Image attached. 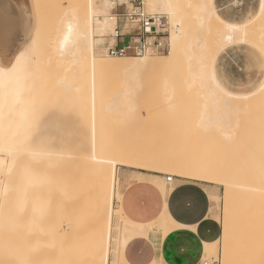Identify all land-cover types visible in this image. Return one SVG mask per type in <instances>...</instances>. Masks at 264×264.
<instances>
[{
	"label": "rangeland",
	"instance_id": "1",
	"mask_svg": "<svg viewBox=\"0 0 264 264\" xmlns=\"http://www.w3.org/2000/svg\"><path fill=\"white\" fill-rule=\"evenodd\" d=\"M29 1L30 3L34 2L33 5L35 8L34 10L32 8V10L37 13L36 18L38 20V25L36 27L37 35H35L34 38L41 56L44 57L49 54V43L55 35L58 20L61 17L63 10L71 6L73 0ZM215 1L216 4L214 3ZM218 1L207 0L209 9L213 10L216 8L218 6ZM247 2V11L245 15L246 17H244L245 20L243 27H241L236 33L232 32L227 24L229 23L228 9H225V7L222 8V11L220 10L221 7H217L219 8V11L215 16L213 15L214 17L211 21L210 28L200 34L202 46H198L194 49V54L192 53L193 57L190 56V58L192 57V60L183 56V53L177 55L174 60L170 61V58L175 53V44H173L174 41L170 37L172 46L174 45L171 50V57L168 56L169 58H167L161 57L165 55H155V61L158 65L149 68V70H147V68L144 69V67L131 65L132 61L128 59H113V64L101 67L97 70V73L93 78L94 81L88 74L89 69L86 68L84 70V77H81L80 79L75 78L80 84L78 87L74 88L72 93L66 91L64 87L56 86L54 82L50 80V83L52 84L49 88L52 96L49 97L47 94L43 95L44 98L49 99H42L43 104L37 111V124L35 127L36 129L34 128V134L41 141L36 144V148L54 154V156L51 155L50 157L51 162L46 164L49 178L52 179V183L55 182V186L53 185L54 183L52 184V189H54V191H49V184L51 182L48 181L49 178L47 182L45 181L46 184L43 183L48 185L47 195L52 194L50 198L52 197L55 199V204H57L58 201V207L61 205L60 208L62 210L66 209L63 211L65 219H61L62 223L66 222V218L68 221H70V219L74 221L79 218L81 219L82 217H80V214L78 217L75 213L78 214L82 211L84 215L86 209L88 212H85V215L87 213L86 217H84L86 222L82 220L84 224L81 227H87L88 223L94 222V226L97 225L96 227H99L100 231H103L102 226L106 227L105 229L107 231L109 230V234L105 233L106 236L108 235V239L107 237L105 238L109 241L107 245L108 249L106 251L108 253L106 254L108 255L107 264H110L111 262V264H125L123 260L124 258H120L121 256L119 255V252L122 254L126 243L135 237L136 234L139 235V228L147 226L150 223H153V221L146 224H136L129 221L124 216L123 212L119 218L115 216L113 209H116L115 207L119 206L121 194L119 200L117 197L115 198V196L111 199V220L110 222L107 221L105 214L107 211L103 213L100 207L104 204L103 202L100 205L102 202V196L99 197V193L101 192L99 190L98 193L95 191L96 187L98 188L99 185L101 188L102 183L101 179H98L99 176L97 173V176L95 177L96 174L94 170L97 168L96 171L98 172V167L94 165V168V162L91 163L92 160H90V158L93 154L110 159L129 158L131 161L134 160L133 162L135 163L138 162L145 164L146 167L144 168L146 170L171 175L173 177H180V174H196L209 177L212 181L205 182V184L212 187L209 192L212 203L211 217L216 221L219 227V237L217 240L205 243L206 246L202 251L200 264L203 262L212 264L214 261L217 262V264H222V242L225 231L224 225L226 222L229 223L230 226V232H228L227 235L229 237L228 239L230 242L233 241L234 244L235 236L237 234L236 228L241 222L240 218L242 217L243 205L245 202L240 201L241 198L239 197L240 194L237 188H233V191H235L233 200L231 201V199H229L226 201V187L224 184L232 182L238 184L260 185L264 180V42L261 40L262 38H258L260 37V33L264 34V21L261 19L264 16V5H262L263 3L259 0H247ZM33 5L31 6L33 7ZM200 5V0H185L183 3L186 11L185 19L194 18V10L197 11V7ZM14 16L16 19L17 16ZM17 20L18 18L16 21ZM231 34L234 35L232 36ZM197 35L199 34L196 32L191 34L193 37ZM230 36L231 38H229ZM225 38L227 41H225ZM183 39L182 45L185 46V42L187 43L188 39ZM234 39L236 40L234 41ZM22 40L23 32L18 20L14 41L9 46L8 50L3 51L0 49V55L7 57L20 43H22ZM228 41L232 42V44H229ZM231 48L235 49L231 50ZM95 55L99 58L106 59L101 50L96 51ZM150 58L154 57H149V59ZM137 60L138 62H142L140 59ZM188 61L190 62L188 63ZM128 63H130V65ZM126 64L127 66H125ZM188 64L189 67L187 66ZM118 65H121L120 68ZM221 70H223L225 74L227 72V75L230 77L227 78V75H225L226 77L223 78L225 81L222 79L223 83H226V88L224 89L228 91V97L224 94L226 90L223 92L222 89H219L218 91L217 87L216 89L213 88L215 91L211 90V92H217L215 96L209 92L210 90L208 91L209 84L207 83L211 80V74H214V77L217 78L219 77V72ZM192 72L195 74L193 73V77L191 74L190 77L189 74ZM56 73H59V71H56ZM121 75L122 77H120ZM194 75H196V77ZM117 77L118 79L115 80ZM257 77L263 78L261 79L263 80V83L261 80L259 81ZM192 78H194V80ZM227 79H229V82ZM91 80L95 82L94 87H91L93 86ZM116 81L118 83L117 85ZM211 82L212 81H210V83ZM248 83H251V87H247L246 84ZM119 84H121V87ZM108 85H111L109 87L113 86L112 91L107 87ZM239 88H241L240 91ZM92 89L94 92L93 99L90 95ZM229 89L233 90L234 93L236 91V93L233 95L232 92L231 95ZM213 96L219 98L218 100L214 98V101L217 102H212ZM224 96L227 98L226 101L223 99ZM213 105H217L218 108H214ZM204 116L206 120L207 117H211L215 122L211 123L207 128H204V125H202V122H206ZM123 145L127 146L126 150L131 154H126L123 149H121ZM138 148L141 149V151H138ZM93 150L95 151L93 152ZM58 154H61L62 156ZM64 155L68 156L66 157ZM139 159L141 161H139ZM63 160L66 161V164ZM148 166L157 169L151 170ZM135 169V167L117 165V175L121 180V187L125 184L124 182L122 183V178L125 176V173L129 170ZM139 176L140 174L135 178ZM141 178L144 180L146 179V176L142 175ZM180 178L187 179L184 177ZM95 180L97 181V184L95 183L97 186L94 184V182H96ZM84 183H87V185ZM81 184L84 185L82 186ZM52 185L50 184V187ZM114 185L115 183L113 182L112 186ZM164 185H166L165 182L159 184V187L165 188ZM42 188L45 187L42 185ZM60 188L66 192L68 191L67 194H64L66 196L62 194L65 191H62ZM88 190L90 191V194H88ZM40 192L39 194L37 193V196L40 195ZM52 192H55V194L58 193L63 198L59 195L54 196ZM95 193H97L96 196L98 195L97 200L100 201L99 204H97L98 201L96 200L95 195L90 197V195ZM8 195L10 196L8 197L5 195L7 200L4 199V201H2V206H4L3 212H1L2 210L0 211V219L2 218V224L0 223V229H2L0 231H3L0 235L2 237L4 236L3 238L0 236V242H4V245L6 246L3 247H6L4 250L7 251V255H5L4 251V254L2 252V256H5L4 259H7V257L11 258L10 254L12 253L11 255L12 257L14 256L13 258L15 260L11 258L9 264H18L20 252L17 250H19L18 247L19 244H21L19 242L22 241L21 236L23 237V232L21 231L22 234L20 235V233H18L20 229L19 231L15 230L17 228L14 226V231H16L14 234H17L15 237L12 233V236L9 235L10 231L8 230L14 228L13 225L10 226V223L13 224L11 222L12 219L15 224L18 225H16L18 228L20 225L24 227L23 223L21 224L22 221L20 219H25L23 216L26 214H21L22 217L18 214L19 208H17V204L19 203H17V201L19 199L15 198L12 191H10ZM43 195L42 197L40 195L38 199L43 198ZM52 198L51 201L54 202ZM76 198H79L80 200H77ZM235 198H237V200ZM73 200H75L74 202L76 203H74ZM36 201L37 200L34 202ZM42 201L44 202L46 199H42L41 204L43 203ZM68 201L69 203H67ZM71 201L73 202L72 204ZM95 201L97 202L95 203ZM3 202L5 203L3 204ZM47 202H49V199ZM65 202L67 203V206H70L73 209L72 213L73 215H76L75 219L74 217H68L71 214L72 209L70 207V209L66 208L67 206L65 205ZM8 203H10V205ZM86 203H88V205ZM44 204L46 205L47 203H43L42 205L44 206ZM49 204L50 207L53 206L56 209L57 205H51V202L44 208L48 209ZM14 206L17 208V211ZM12 207L15 209H12ZM38 207L36 206V208ZM59 209L57 210L60 211ZM12 210H14V212ZM43 210L41 209V216L44 214L42 213ZM65 211L67 217L64 214ZM96 211H99V215ZM38 212H40V210H38ZM12 213L14 215H12ZM30 213L32 212L30 211ZM28 214L29 213H27V215ZM100 215H104V221L110 224L104 225L106 222L103 223V219L101 220L98 218ZM38 216H40V213H38ZM45 216L46 214H44L43 217ZM55 216H57V214H55ZM59 216L61 217V215ZM57 218L58 217H56V219ZM96 219H99L100 225ZM118 219L121 220L119 221ZM6 220L7 222H5ZM8 221H10V223ZM49 222L51 224H58L57 221L51 222V220H49ZM38 223L40 224V222ZM46 223H48V221L45 222V225ZM121 224H123L122 227ZM52 226L49 224V230ZM108 226H110V228ZM102 231L100 233L101 235L105 232ZM118 236L120 237L118 238ZM19 237L21 241H19ZM46 237L48 238V235ZM47 238H44V240L46 239L47 242H49L50 239ZM102 238H104L103 235ZM113 239L116 240L113 241ZM8 247L10 249H8ZM205 249L207 250L205 251ZM245 252L242 253L245 254ZM118 257L122 259L123 262L118 259ZM11 260H13V262Z\"/></svg>",
	"mask_w": 264,
	"mask_h": 264
},
{
	"label": "bare ground",
	"instance_id": "2",
	"mask_svg": "<svg viewBox=\"0 0 264 264\" xmlns=\"http://www.w3.org/2000/svg\"><path fill=\"white\" fill-rule=\"evenodd\" d=\"M184 1L185 0H145V7L148 11L163 13L166 15L168 19V23L170 25L169 33H170L171 39L174 41L173 44H175V47L174 45L172 46V42L170 39V51L167 55L161 56V57L169 58L168 56H170L171 54L172 47H174L175 53L172 57L170 56L171 57L170 61L174 60V58L177 55H181L183 53H184L183 56H186V58L192 60L194 49L198 46H202L200 34L204 33L206 30L210 28L213 17L219 11L218 10L219 8L217 7H221L220 10H222V8H225V7H226L225 9H228L229 23L227 24L231 28L232 32L236 33L241 29V27H243L244 20H245L244 17H246L245 15L247 11V7H246V4L248 3L247 0H219V1L217 0L218 6L214 8L213 10L209 9L207 0H200L201 5L197 7L198 8L197 11L194 10L193 15L195 16L192 19L190 18L185 19L186 11L183 6ZM259 1L263 3L262 5H264V0H259ZM214 3L216 4V1ZM33 4L34 2L30 3L29 0H0V49L3 51L8 50L9 46L14 41L15 34L17 32V21L18 20L22 28L23 40H24V41L22 40V43L19 42L20 44L7 57L0 55V65H3V66H10L12 64H16L17 63L16 57H21L17 65L16 71L10 72V74L4 78L2 83H0V207H1L0 211L2 210L1 212H3L4 206H2V201L6 199L5 195L9 197L10 195H8V193L12 191L15 198L19 199L18 201H20L18 202L16 199L17 203H19L17 204V208H19L18 214H20L21 217H22L21 214H24V215L26 214L25 216H23L25 217V219L24 218L20 219L22 221L21 224L23 223L24 227L20 225L19 228L17 227L18 225L15 224L14 220L12 219L13 220L12 221L8 217L13 223L11 224L10 221H8L10 223V226L13 225V227L15 226L17 228V229H15V227L10 228L11 230H8L10 231L9 235L12 236L13 234L16 237L17 234H14V232H16L14 231V229L18 231L20 229V231L18 232L20 233V235L23 232L22 234L23 237L21 236L22 241L19 237V241H21L19 243L21 244H19V247H18L19 250H17L20 252L19 259H18L19 263L16 262L18 264H107L108 255L106 254L108 253L106 251L108 249L107 245L109 241L107 240L108 235L106 236L105 233H108L109 230L107 231L105 229L106 227L102 226L103 231L101 230L102 232L105 231L104 234H102L104 238H102V235L100 234L101 233L100 228L96 227L97 225L94 226V222L93 223L87 222L88 223L87 227H81L84 224L82 220H84V217H86L88 213L86 209H85V212H87L86 215H85V212L83 215L82 211L81 213H78V214L75 213L76 215H78V217L80 214V217H82L81 219L77 218L78 220H75V221L70 219V221H68L66 218L65 220L66 222H63V223L61 222V219L63 220L65 219L63 215V211L66 209L62 207L64 209L62 210L60 208L61 205L60 207H58L59 206L58 201H57V204H55L56 203L55 199L52 197L51 198L52 200H54V202L51 201L50 196L52 194L49 193L50 195H47L48 185H45L49 178V175L46 169V164L51 162L50 157L51 155L54 156V154H51L50 152H46V151H41L36 148V144L41 141L35 136L34 128L36 127V124H37L36 123L37 111L39 110L40 106L43 104L42 99H49V98H44L43 95L47 94L49 95V97L52 96V93L49 88V86H51L52 84L50 83V80H52L56 86L64 87L66 91H68L69 93H72L74 88L78 87L80 84V82L76 80L75 78L80 79L81 77H84V70L86 68L89 69L88 74L89 76H91V79L94 81L93 78L99 68L111 65L114 63L113 59H117V58L109 59L111 57H108L105 53V50L109 43L108 36L112 33L113 28H114V18L111 14L113 5H112L111 0H73V4L63 10L61 17L58 20V25L56 28L55 35L51 39V42L49 43V49H48L49 54L47 56L42 57L40 54V50L37 47L36 40L34 38V36L37 35L36 27L38 25V20L36 18L37 13L33 11L35 8ZM31 5H33V7ZM14 15L17 16L18 18L17 21H16L17 18L15 19ZM261 19H263L264 21V16ZM194 32L198 33L199 35L195 37L191 36V34ZM259 36L260 37L258 38L259 39L262 38L261 40H263L264 42V37H263L264 34L260 33ZM183 38L188 39L187 43L185 42L186 44L185 46L182 45L183 43L182 40H184ZM229 38H231V36ZM235 40L236 39H234V41ZM225 41H227V39ZM228 43L232 44V42L230 41H228ZM234 49L231 48V50H234ZM98 50H101L103 56H105L106 59L99 58L98 56L95 55V52ZM190 56L192 57L190 58ZM149 57H154V58L149 59ZM126 59L132 61L131 65L138 66V67H144V69L147 68V70H149V68L151 67H156L158 65V63L155 61L154 55L145 56L142 58L126 57V58H119L117 60H126ZM137 59H140V61L142 62H138ZM234 60H235V57H234ZM189 62L190 61H188V63ZM128 64L130 65V63ZM121 65H118L119 68ZM125 66H127V64ZM187 66L189 67V64ZM116 70L118 72L117 68ZM56 71H59V73H56ZM193 73L194 72L189 74L190 77H191V74L193 77ZM219 73H220L219 77L217 78L214 77V74H211L210 81L212 82L210 83V81H208L209 83H207L209 84V88H208V91L210 90L209 92H211V90L215 91L214 89H216V87L218 88L217 89L218 91L219 89L220 90L222 89L223 92L224 90H226L224 89L226 88L225 87L226 83L225 84L223 83V80H224L223 78L226 77L225 75H227V72L225 74L224 71L221 70ZM194 76L196 77V75ZM120 77H122V75ZM227 78H230L229 75H227ZM116 79H118V77L115 78V80ZM192 79L194 80V78ZM257 79H259L260 81L263 78L257 77ZM93 81L91 82L93 85L91 87L95 86L94 85L95 82ZM227 81L229 82V79H227ZM262 81L263 80H261V82ZM117 84L118 83L116 81V85ZM119 85L121 87V84ZM246 85L247 87L248 86L251 87V83H248ZM109 86L111 85H108L107 87L110 88L112 91L113 86L112 87H109ZM93 89L90 93V95L92 96V99L94 95ZM229 90H230V94L232 92H233V95L236 93V91L234 93L233 90L231 89ZM240 90L241 88H239V91ZM213 91L211 93L212 95L215 96L217 92L214 93ZM224 94L225 96L228 97L227 90L224 92ZM214 96H213L212 102H217V101H214V98H216L217 100L219 98L214 97ZM225 96L223 97V99L226 101L227 98H225ZM215 107L216 109L218 108L217 105L214 106V108ZM204 119H205V116H204ZM213 122H215V120H213L211 117L209 118L207 117L206 122L204 123L202 122V125H204V128H207ZM93 142H96V141H93ZM123 146L121 149H123V151L126 154H131L130 152L126 150L127 146L125 145ZM137 150L141 151V149L139 148ZM94 151L95 150H93V152ZM58 155H61V154H58ZM64 156L67 157L68 155H64ZM85 158L88 159L87 157ZM90 160H92L91 163L94 162L93 167L94 165L98 167V172L96 171L97 168L95 167H94L95 168L94 171H95V174L96 173L98 174L99 176L98 179L99 178L101 179L102 186L100 188V185H99L98 186L99 189L96 187L95 191L97 193L99 191L101 192L99 193L100 194L99 197L102 196L101 197L102 202L100 203V201L97 200L98 199L97 198L98 195L96 196L97 193L90 195V197H93L95 195V198L98 201V202L95 201V203L97 202V204L100 203L101 205L104 202V204L100 207L103 213L107 211L105 213L106 219L107 221L110 222L111 220L110 212L112 211V207H111L112 200L111 199L115 196V198L117 197V199L119 200L121 189H122L121 180L119 179L117 175V165H122L125 167H135L136 169H145L144 167H146V165L143 163H138V162L135 163L133 162L134 161L133 159H132L133 161H131L129 158L110 159L107 157H101V156H97L94 154L90 158ZM139 161L141 160L139 159ZM64 162L66 164V161ZM38 163H41V164H38ZM148 167L151 170L157 169L152 166H148ZM97 174L95 175V177L97 176ZM180 175L187 176L188 178L197 179V180L204 181V182L212 181L209 177L207 176L205 177L202 175H196V174H180ZM141 177H142V174H140V176L135 179L137 181H142L143 179ZM79 179H80V176H79ZM51 180L52 179L49 178L48 181H51ZM113 182L115 183L114 185L115 187L112 186ZM53 183L52 181L50 182L51 185L53 184L55 186V182ZM95 183L97 184V181L94 182V184ZM130 183H132V181L126 182L127 185H129ZM50 184H49V188H50L49 191H52V190L54 191V189H52L53 185L50 187ZM42 185L45 188H42ZM85 185H87V183ZM224 186L226 187V197H225L226 201H228L229 199H231V201L233 200L235 196L234 195L235 191H233V188H237L240 194L239 197L241 198L240 201L245 202V203L243 205L242 217L240 218L241 222L238 224L236 228L237 234L235 236L234 244H233V241L230 242V240L228 239L229 237L227 236L228 232H230L229 223L226 222V224L224 225L225 231H224V235H223L224 237H223V242H222V254H223L222 264H264V180L260 183V185H251V184L249 185V184H238V183H232V182L228 183L227 182L224 184ZM84 187H87V186H84ZM162 188L163 187H160L159 190L161 189L162 194L165 196L166 190H163L165 188L163 189ZM62 191H65V190H62ZM39 192H40L41 197L43 194L46 193L45 195H43V198H40L41 200L46 199V201L44 202L42 201L43 203H47L46 205H48V203L51 202V205L55 204V206L57 205L58 208L56 207L55 209L53 206L50 207V204L48 206V209L44 208L46 207V205L44 204L43 206L42 205L43 203L41 204V200L38 199L40 195L37 196V193L39 194ZM65 192L62 194L64 195L68 193V191L66 193ZM53 194L54 196L59 195L58 193L55 194V192ZM88 194H90V191ZM34 199L37 201L34 202L35 201ZM48 199H49V202H47ZM235 199L237 200V198ZM77 200H80V199L78 198ZM74 201L75 200H73V202ZM73 202L71 201V204ZM4 203L5 202H3V204ZM67 203H69V201ZM67 203L65 202L66 206H67ZM8 204L10 205V203ZM71 204H68V205H71ZM86 204L88 205V203ZM41 205L43 208L41 207ZM36 206L39 209L36 208ZM14 207H12V209L16 208ZM40 207L42 210L46 209L42 211V213L46 214L45 217H43L44 214L43 216H41ZM69 207L70 206H67L66 208H69ZM17 208H16V211H17ZM29 208L32 213H30ZM115 208L116 209H113L114 214L115 216L119 218L123 212L122 208L120 204L118 207H115ZM37 209L40 210V212H38ZM57 209H59L60 211H58ZM12 211L14 212V210ZM72 212H73V209L71 211L72 216L70 214L68 217H72V218L74 217L75 219L76 215H73ZM27 213H29L30 215L29 214L27 215ZM38 213H40V216L42 219L40 218V216H38ZM68 213H69V210H68ZM96 213H98L99 215V211H96ZM55 214H57V216H55ZM58 214L61 215V217ZM64 214L67 217L66 211L64 212ZM12 215L14 214L12 213ZM36 215H37V218H36ZM47 216H50V217H47ZM56 217L58 218L56 219ZM98 218L102 220L105 217L104 215L103 216L100 215ZM1 219H0V223H1ZM49 220H51V222L57 221L58 224H51ZM46 221H48V223L51 226L53 225L52 227H50V230L48 227L49 224L46 223L45 225ZM84 221L86 222V219ZM97 221L100 225L99 219ZM5 222H7V220ZM38 222H40V224ZM105 222L106 221H104L103 219V223ZM35 223H36V226H35ZM106 223L104 225L110 224V223H107V224ZM42 225H45L46 227ZM101 225H102V221H101ZM122 226L123 224H121V227ZM108 227L110 228V226ZM45 230H46V234H45ZM1 232L3 231H0V234ZM47 235H48V238L46 237ZM3 237L1 236V238ZM105 237H107V239ZM119 237L120 236H118V238ZM1 238H0V241H1ZM44 238L50 239V241L47 242V240L45 239L46 240L45 241ZM115 240L116 239H113V241ZM116 242H119V241H116ZM205 243L202 244L203 249L206 246ZM3 246H6L4 245V242H0V264H9L10 263L9 260L11 258L13 260L15 259L13 258L14 256L12 257L11 252H10L11 258L7 257V259H4L5 256H2V255L4 254V251H5L4 249L6 247H3ZM8 249L10 248L8 247ZM206 250L207 249H205V251ZM6 252L7 251H5V255H7ZM118 252H119V249H118ZM242 252H245V254ZM119 255L121 256L120 258L123 257L120 252H119ZM120 258L118 257V259ZM13 260L11 261L13 262ZM120 260L122 261V259ZM118 261H115V262H118Z\"/></svg>",
	"mask_w": 264,
	"mask_h": 264
},
{
	"label": "crops",
	"instance_id": "3",
	"mask_svg": "<svg viewBox=\"0 0 264 264\" xmlns=\"http://www.w3.org/2000/svg\"><path fill=\"white\" fill-rule=\"evenodd\" d=\"M138 174L146 179L137 181ZM180 177L166 183L165 174L146 169L129 170L123 176L120 206L124 216L136 224L153 221L139 228V235L124 246L125 264H200L202 244L218 239L219 227L211 217L212 187ZM128 181L132 183L127 185ZM164 182L165 196L159 190Z\"/></svg>",
	"mask_w": 264,
	"mask_h": 264
},
{
	"label": "built area",
	"instance_id": "4",
	"mask_svg": "<svg viewBox=\"0 0 264 264\" xmlns=\"http://www.w3.org/2000/svg\"><path fill=\"white\" fill-rule=\"evenodd\" d=\"M114 28L105 53L111 58L167 55L170 51L169 23L165 14L150 12L145 0H111ZM166 175V183L172 180ZM201 264H207L205 262ZM212 264H217L213 262Z\"/></svg>",
	"mask_w": 264,
	"mask_h": 264
},
{
	"label": "snow or ice",
	"instance_id": "5",
	"mask_svg": "<svg viewBox=\"0 0 264 264\" xmlns=\"http://www.w3.org/2000/svg\"><path fill=\"white\" fill-rule=\"evenodd\" d=\"M20 59H21V57H16L17 63L12 64L10 66L0 65V83H2L4 78L7 77L10 74V72L16 71L17 65H18Z\"/></svg>",
	"mask_w": 264,
	"mask_h": 264
}]
</instances>
